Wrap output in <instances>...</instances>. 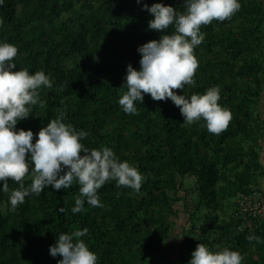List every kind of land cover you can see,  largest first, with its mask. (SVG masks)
<instances>
[{
    "label": "trees",
    "instance_id": "trees-1",
    "mask_svg": "<svg viewBox=\"0 0 264 264\" xmlns=\"http://www.w3.org/2000/svg\"><path fill=\"white\" fill-rule=\"evenodd\" d=\"M238 2L230 20L201 28L196 84L176 90L190 98L220 89L218 103L232 119L226 131L213 135L203 121L183 123L170 99L145 95L135 115L118 104L127 90L121 87L127 66L140 69L138 47L174 31L149 30L153 17L143 5L162 3L179 13L183 0H3L0 43L18 49L13 71H43L53 84L40 90L45 107L35 106L17 130H31L35 142L63 110L64 123L89 133L81 143L112 149L145 179L139 192L109 181L97 193L103 207L85 202L86 211L75 214V182L30 195L14 212L9 197L19 185L9 180L5 193L0 182V264H57L61 257L49 254L56 238L84 228L80 239L98 256L97 264H188L199 243L213 252L237 251L242 264H264V242L246 239L264 241V216L252 217L253 227L241 230L236 201L239 193L264 189V0ZM24 183H31L30 175ZM182 212L189 221L173 237Z\"/></svg>",
    "mask_w": 264,
    "mask_h": 264
},
{
    "label": "clouds",
    "instance_id": "clouds-1",
    "mask_svg": "<svg viewBox=\"0 0 264 264\" xmlns=\"http://www.w3.org/2000/svg\"><path fill=\"white\" fill-rule=\"evenodd\" d=\"M136 2L139 4L141 0ZM143 8L153 17L148 21L149 30L165 33L173 28L174 31L138 47L140 69H134L131 64L127 66L126 82L121 86L127 90L118 100L120 108L125 114L135 115L136 102L143 103L145 95H150L154 101L170 99L179 108L183 123L192 125L203 121L208 133L220 135L232 119L230 110L218 103L220 89L210 87L204 94H192L190 98L177 95L176 90L196 84L194 77L199 62L194 49L204 40L201 28L213 21L230 20L241 4L238 0H183V11L179 13L175 7L162 3L151 7L144 4ZM17 54L14 45L0 43V182L5 193L9 192V180L19 185L9 197L10 211L14 212L30 195L40 196L49 186L59 191L74 182L79 186V194L71 209L73 214L86 211L85 202L91 207H103L97 193L109 181H115L117 188L127 187L139 192L145 177L138 169L127 161L121 162L108 147L87 148L81 140L89 133L64 123L65 111H59L56 119L39 130L35 142L31 130H17V123L31 116L35 106L45 107L39 100L40 90L53 87L43 71L34 74L27 69L13 71L17 67L14 63ZM29 175L31 183L26 187L24 179ZM59 212L66 213V209L61 207ZM87 232L84 228L71 234H59L49 254L61 257L57 264H97L98 256L80 239ZM246 239L264 242L255 235ZM243 260V255L237 251L224 248L213 252L199 243L188 264H242Z\"/></svg>",
    "mask_w": 264,
    "mask_h": 264
},
{
    "label": "built area",
    "instance_id": "built-area-1",
    "mask_svg": "<svg viewBox=\"0 0 264 264\" xmlns=\"http://www.w3.org/2000/svg\"><path fill=\"white\" fill-rule=\"evenodd\" d=\"M238 208V215L242 220L239 228L241 230L252 228L254 225L252 217L264 216V189L239 194Z\"/></svg>",
    "mask_w": 264,
    "mask_h": 264
},
{
    "label": "rangeland",
    "instance_id": "rangeland-1",
    "mask_svg": "<svg viewBox=\"0 0 264 264\" xmlns=\"http://www.w3.org/2000/svg\"><path fill=\"white\" fill-rule=\"evenodd\" d=\"M260 106H261V109H260V110H261V111L263 112V114H264V99H262ZM263 116H264V115H263ZM262 144H263V146H264V140L262 141ZM262 161L264 162V148H262ZM188 180H189V181H192V182L194 181L193 178H188ZM263 183H264V182H263ZM188 221H189V220H188V215L182 212L181 218L179 219V221H178V223H177V225H176V231H175V233L173 234V237H174L175 235H176V236H179V234H181V232H182V228L187 226ZM177 234H178V235H177ZM176 248H177V249L179 248L178 244H177ZM176 248L174 247L173 251H175Z\"/></svg>",
    "mask_w": 264,
    "mask_h": 264
}]
</instances>
